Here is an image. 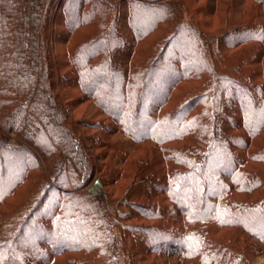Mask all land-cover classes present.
Masks as SVG:
<instances>
[{"label": "trees", "instance_id": "trees-1", "mask_svg": "<svg viewBox=\"0 0 264 264\" xmlns=\"http://www.w3.org/2000/svg\"><path fill=\"white\" fill-rule=\"evenodd\" d=\"M264 0H0V264H264Z\"/></svg>", "mask_w": 264, "mask_h": 264}, {"label": "rangeland", "instance_id": "rangeland-1", "mask_svg": "<svg viewBox=\"0 0 264 264\" xmlns=\"http://www.w3.org/2000/svg\"><path fill=\"white\" fill-rule=\"evenodd\" d=\"M255 262H264V256L257 257Z\"/></svg>", "mask_w": 264, "mask_h": 264}]
</instances>
